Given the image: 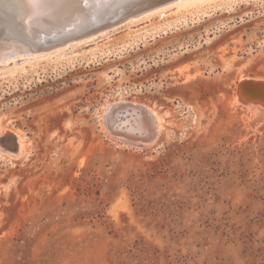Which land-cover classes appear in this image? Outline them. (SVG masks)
Instances as JSON below:
<instances>
[{
	"label": "rangeland",
	"instance_id": "374dc122",
	"mask_svg": "<svg viewBox=\"0 0 264 264\" xmlns=\"http://www.w3.org/2000/svg\"><path fill=\"white\" fill-rule=\"evenodd\" d=\"M3 6L2 49L34 53L0 61V264H264V100L238 95L264 79V0L46 51L80 17Z\"/></svg>",
	"mask_w": 264,
	"mask_h": 264
},
{
	"label": "water",
	"instance_id": "95a60500",
	"mask_svg": "<svg viewBox=\"0 0 264 264\" xmlns=\"http://www.w3.org/2000/svg\"><path fill=\"white\" fill-rule=\"evenodd\" d=\"M185 0H129L125 3L123 9L111 18L108 16L103 17L102 19H91L87 21L84 25L79 26L78 28L73 29L70 32H67L64 37H48L46 41H41L36 43L43 46H54L58 41L64 40H82L90 39L99 34H103L117 26L125 24L131 20L141 18L147 14H151L157 10L172 6L178 2ZM7 2L10 6L22 5V0H0V33L7 30L6 24L2 14L3 3ZM60 9H64L70 5V0H58ZM6 22V23H5ZM11 25L8 27L10 28ZM68 29L67 31H69ZM46 48V47H45ZM243 94L251 100L258 101L263 100L264 98V79L260 81L256 79L245 80L241 82L238 95Z\"/></svg>",
	"mask_w": 264,
	"mask_h": 264
},
{
	"label": "bare ground",
	"instance_id": "6f19581e",
	"mask_svg": "<svg viewBox=\"0 0 264 264\" xmlns=\"http://www.w3.org/2000/svg\"><path fill=\"white\" fill-rule=\"evenodd\" d=\"M62 0H60L61 2ZM129 1V0H70V5L67 6L65 11H66V15L69 14V17L67 16L68 19L66 18H62L60 23L58 24H62L66 20H69L70 18L72 17H75V16H79L80 17V22L75 25V27H73L74 29L75 28H78L79 26L81 25H84L87 21L91 20V19H96V20H100L102 19L103 17H109L111 18L114 14H116L117 12L121 11L125 5V3ZM23 2V6L22 9L23 10V15L26 17V22H27V25L29 26L32 22V15H35V13H37L38 11H42L41 8H43L45 5H54L55 7H57V9H60V6H59V3L58 0H22ZM46 12V11H45ZM48 12V11H47ZM41 13V12H40ZM49 13V12H48ZM47 15V14H45ZM64 15V14H63ZM36 16H39V15H36ZM55 16V15H54ZM53 16V17H54ZM31 17V18H30ZM57 17V16H56ZM65 17V16H64ZM46 18V17H45ZM31 19V20H30ZM35 19V18H33ZM39 20V19H38ZM47 20V19H46ZM98 20V21H99ZM36 21V19L34 20ZM6 23V22H5ZM34 23V22H33ZM51 23V22H50ZM37 24V23H35ZM9 25V23H8ZM59 26V25H58ZM36 27V26H35ZM46 27V26H45ZM31 28V26H30ZM58 28V27H57ZM27 29V28H26ZM29 30V28H28ZM7 31V30H6ZM33 31V30H32ZM59 30H53L49 33V36H53L55 37L56 36V32H58ZM12 32V31H11ZM14 32V30H13ZM12 32V33H13ZM15 33V32H14ZM10 34V33H8ZM11 35V34H10ZM15 35V34H14ZM5 36V35H4ZM3 36V37H4ZM8 36V35H7ZM57 37H59L57 35ZM61 37V36H60ZM64 37V36H62ZM6 39V38H4ZM3 40V39H2ZM9 39H6L7 43ZM77 40V39H76ZM13 41V40H11ZM72 40H62L61 42L59 43H56L54 44V46H46L43 47V48H40L39 50H52L54 48H58L60 46H64L66 44H69ZM13 44V47H9L8 44H7V48L6 50H3L2 47H4L5 44V40L1 41L0 40V61H7L8 59L11 58V56L13 55H17V54H33L34 52L33 51H29L27 48H24L23 46H21V43L18 41V42H14L11 43L10 46H12ZM4 48V49H5ZM10 48V49H9ZM13 48V50H12ZM10 50V51H7V50ZM34 50H38V49H34ZM260 81V80H259ZM245 97V96H244ZM246 98V97H245ZM249 99V98H247ZM264 100V98H263ZM256 103V102H255ZM123 118V117H122ZM140 119H143V118H140ZM124 121V120H123ZM151 121V120H150ZM122 123V122H121ZM126 126V128L128 127H131V125L133 126L132 128H135V127H138L136 129H140V120L139 118H135L132 115L130 116H125V121L123 122ZM122 124H119V125H123ZM143 123H141L142 125ZM143 126V125H142ZM118 127V126H117ZM148 127V126H147ZM128 129V128H127ZM145 130V129H144ZM147 132V131H146ZM150 132V131H149Z\"/></svg>",
	"mask_w": 264,
	"mask_h": 264
}]
</instances>
